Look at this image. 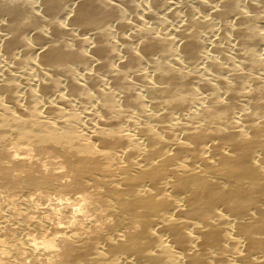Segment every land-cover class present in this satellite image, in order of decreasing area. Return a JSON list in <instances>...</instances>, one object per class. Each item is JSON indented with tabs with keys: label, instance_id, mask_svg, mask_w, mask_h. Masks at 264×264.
Listing matches in <instances>:
<instances>
[{
	"label": "bare ground",
	"instance_id": "6f19581e",
	"mask_svg": "<svg viewBox=\"0 0 264 264\" xmlns=\"http://www.w3.org/2000/svg\"><path fill=\"white\" fill-rule=\"evenodd\" d=\"M5 156L0 264H264V0H0Z\"/></svg>",
	"mask_w": 264,
	"mask_h": 264
},
{
	"label": "rangeland",
	"instance_id": "374dc122",
	"mask_svg": "<svg viewBox=\"0 0 264 264\" xmlns=\"http://www.w3.org/2000/svg\"><path fill=\"white\" fill-rule=\"evenodd\" d=\"M9 142L11 143H9V145H7L8 147L7 146L6 147L7 149L9 148V150H11V148H13L14 145L12 144L13 141H9ZM13 150H16L15 147L11 151ZM38 157L40 159V156ZM38 157L35 156L34 158L33 156L34 159L36 158L38 159ZM43 159L46 160V158L41 157L40 161H43ZM7 160H8L7 156H5L4 158H0V168H1V163L4 161L6 163ZM31 197L33 199H31ZM47 198L48 197H44V196L42 197L40 189L37 186H31L27 184L25 181H23V179L21 178H18L17 180H9V179L0 178V208L1 207L10 208L12 211L11 216L15 218L21 219L23 221L25 220V222H29V221L31 222L32 220L36 219V217L41 215L42 212L46 210L45 206L49 205V200ZM1 220H2V214L0 213V228L2 227L1 234H0V240L6 241L7 244L10 243L12 245L14 244L13 241H15L14 236L13 235L7 236V234L14 233L10 229L11 225L3 224ZM23 233L25 235V232ZM7 244H6V247H7ZM15 250L14 252L20 251L19 255H21V252L23 249L21 248V249H15Z\"/></svg>",
	"mask_w": 264,
	"mask_h": 264
}]
</instances>
